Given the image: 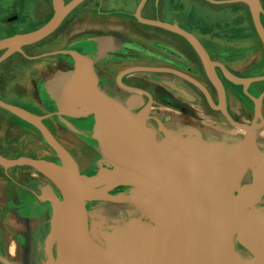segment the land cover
<instances>
[{
    "label": "flooded vegetation",
    "instance_id": "1",
    "mask_svg": "<svg viewBox=\"0 0 264 264\" xmlns=\"http://www.w3.org/2000/svg\"><path fill=\"white\" fill-rule=\"evenodd\" d=\"M70 1L65 0L66 3ZM141 1L86 0L65 18L53 34L36 44L23 47L25 54L17 52L6 61L20 57V60L31 63L54 58L57 62L56 74L69 71L76 61L69 55L44 56L47 53L74 50L92 59L95 55L99 56L98 53L101 56L102 52L109 50L108 56H99L95 63L98 71L97 89L115 105L126 109L132 120L141 118L137 138L155 152L153 154L146 150L132 136L118 150L130 152L133 161H130L132 157L125 158V155L121 156L114 151L117 154L114 156V163L124 161L123 168L131 169V172L135 167L141 168L144 164H149L166 177L174 173L177 167H185L189 169L187 174L192 183L196 177L195 169H198L202 175H210L209 182L214 185L210 192L216 195L220 190V175L228 174L225 180L231 187L225 196L222 214L225 217L232 213L235 218L222 235L223 248L219 264H264V210H259V187L264 186V132L261 131L264 126L257 127L264 123V79L252 80L264 76V44L256 30L250 8L244 2L215 4L208 0L146 1L141 11L143 18L176 25L192 34L200 43L215 73L213 79L200 53L183 36L137 20L135 14ZM259 2L263 9L261 22L264 27V0ZM207 5L227 7L212 11L217 15L227 13L224 27L197 15L210 12L206 9ZM188 8L197 10L195 15L198 18ZM54 12L53 0H0V40L39 29L50 21ZM87 22L89 27L107 30H90V34L79 36L81 38L74 40L72 44L73 33ZM106 38H112L116 42L102 41ZM120 41L124 44L121 45ZM61 43V49L50 50ZM4 52L5 50L0 51V56ZM136 67L152 71H138L122 76L125 71ZM13 68L18 75L23 65ZM9 72L7 70L0 81V99L37 116H48L42 120L43 125L74 158L77 154L84 155L88 151L103 155L105 150H109L102 135H99V122L95 114L88 113L85 107L72 102L73 105L65 109L75 115H59L64 107L59 100L52 98L45 82L41 85L38 80L35 86L41 94L38 101L33 100V104L25 103L23 76L9 78ZM232 78L246 81L238 83ZM13 81L19 96L16 102L3 95V92L10 95L8 83ZM44 92L48 95L46 100L42 97ZM8 116L14 117L15 123L8 124ZM24 122L30 127H25ZM35 131L41 133L34 125L0 106L2 155L7 158L19 157H14V154L11 155L4 149L8 151L22 145L23 137L32 135ZM250 134L254 138V153L258 160L256 163L247 160L236 162L235 152L245 145ZM175 144H181L185 148L189 161L176 150ZM56 157L58 160L55 162H60L57 153ZM12 184L16 187V192L8 194L0 209V253L4 255L0 256V264H13L3 251L4 247L11 244L24 250L21 257L23 262H31L27 261V257H31L27 250L35 247L38 248L37 256L32 258H38L36 261L42 262L50 258L52 263L56 257L57 244L53 241L48 252V239L50 240V230L53 228L50 220L54 214L51 204L33 190L24 195L13 179ZM122 188L125 189L123 194L143 193L151 196L149 191L136 186L117 189ZM115 190L114 194H120ZM231 192L232 199L227 200ZM215 194H209L207 201L212 202ZM241 198L252 202L256 200L254 205L257 203L258 207L249 206V201L244 202L247 205L243 207ZM98 203L111 202H88L86 211L92 210ZM141 213V221L145 222L140 224V230L134 234L137 240L132 243L140 242V233H143L149 239V244L159 245L166 233L144 211L141 210ZM249 216L253 219L242 226ZM41 217L42 220L46 219V224L39 230L35 227L20 229L14 225V222L33 223L41 220ZM159 220L163 225H168L164 219ZM94 233L97 232L91 231L94 239L107 248ZM141 247L142 243L131 249V257L137 259L138 263L143 261L139 252Z\"/></svg>",
    "mask_w": 264,
    "mask_h": 264
},
{
    "label": "water",
    "instance_id": "2",
    "mask_svg": "<svg viewBox=\"0 0 264 264\" xmlns=\"http://www.w3.org/2000/svg\"><path fill=\"white\" fill-rule=\"evenodd\" d=\"M84 1L86 0H71L66 3L65 0H53L54 15L44 26L28 33L1 39L0 51L5 50V52L0 56V65L17 52L25 54L23 47L36 44L53 34L62 25L65 18ZM146 1L142 0L137 8L135 14L137 20L183 36L200 53L210 75L214 79L215 73L211 62L204 53L200 43L192 34L176 25L145 19L141 16V11ZM208 1L215 4L246 3L250 8L256 30L264 44V27L261 22L263 9L259 0ZM95 41L97 42V40ZM102 41L116 42L112 38L102 39ZM120 44L123 45L124 42L120 41ZM104 54L107 55L106 52ZM51 55L72 56L76 61L74 66L77 70L80 69V73H77V70L75 72H57L52 80L46 82L45 87L49 94L52 98L59 100L61 106L64 107L58 114L75 115L74 112H69L65 109L68 106H72V102L85 107L88 113L96 115L99 122V135H102L109 147V150H105L106 152L103 155L114 160V156L118 153L121 156L125 155V158L130 159L132 157L130 161H133V155L130 152L118 149H120V145L127 144L132 136L136 139L139 138V122L141 118L137 117L132 120L131 114L126 109L118 107L112 100L98 91L97 77L91 69V66L96 63L98 58L91 59L74 50H60L47 53L44 56ZM138 71L152 70L136 67L125 71L122 76ZM85 72L94 78L95 82L87 84V80H84L83 83L81 78H78L80 74L85 75ZM84 75L80 76L84 77ZM122 76L120 77L122 78ZM73 78L77 79L71 82ZM258 79L262 80L264 76L252 80ZM233 81L245 83L246 80L235 78ZM61 98L70 99V101ZM0 106L39 129L48 144L61 159L59 164L29 156L7 158L0 154V167L5 170L14 167H30L46 177L61 194L62 200L60 203L54 195L50 199L53 203L54 211L53 229L55 228V220L58 223L57 236L53 239L57 244V253L51 264H75V251L86 255L87 259L85 261L87 264H135L130 260V258H133L131 257V249L141 243L142 247L139 252L141 257H143V261L138 263L136 259V264H219L223 248V227L225 226L222 224L224 218L222 209L225 196L231 187V184H228L225 180L229 176L228 174L220 175L221 185L217 195L210 192V189L214 187L209 182L210 175L206 173L202 175L198 169H195L196 177L192 183L189 180L190 175L187 174L188 168L177 167L174 173L166 177L163 172L149 164H144L141 168L135 167L132 172L131 169H124L123 164L120 174L101 185L92 186L78 172L68 152L43 125L42 120L48 116H37L1 99ZM262 126H264V123L259 124L257 127ZM137 141H140V139ZM140 144L149 152L155 153L154 149L146 147L141 141ZM175 148L189 161L187 152L181 144H175ZM234 156L235 161L239 163L244 160L256 163L258 159L254 153V138L252 134L248 136L245 145L235 152ZM233 169L232 167L231 171ZM123 186L139 187L149 191L151 196L143 193H113L115 189ZM209 194H215V199L212 202L207 201ZM88 202L128 203L134 205L144 211L159 229L166 233L165 239L159 245L155 243L149 244V239L146 235L140 233V242L132 243L137 240L134 234L140 230L135 228L129 234L132 240L131 243L123 250L117 248L113 249L115 251L112 248L107 249L100 245L91 234L86 218V205ZM160 218L164 219L168 225H163L159 220ZM245 223L246 221L242 226Z\"/></svg>",
    "mask_w": 264,
    "mask_h": 264
},
{
    "label": "rangeland",
    "instance_id": "3",
    "mask_svg": "<svg viewBox=\"0 0 264 264\" xmlns=\"http://www.w3.org/2000/svg\"><path fill=\"white\" fill-rule=\"evenodd\" d=\"M208 6V5H207ZM227 8L226 6L221 5H215V6H208L206 9H209L210 12H206L205 14L200 13L197 15H200V18L205 17L211 22H215L217 26L224 27V24L226 22V14L224 15H217L216 13H212V11L216 12L222 9ZM189 11L192 9V13L195 16V18H198L195 13L197 10H193V8H188ZM188 9H186L188 11ZM204 19V18H203ZM206 19V20H207ZM222 23V24H221ZM89 22H87L86 25H83L82 27H78L79 30L75 31L72 35V41L78 38L82 35H88L90 34V30H107L103 28L98 27H89ZM109 28V27H106ZM153 29L152 27H150ZM66 43H69L70 41H65ZM63 43L57 44L51 51L58 50ZM84 44V43H83ZM83 44H81L83 46ZM80 45V46H81ZM86 47V46H85ZM87 48V47H86ZM61 49V48H60ZM24 59V58H23ZM54 59V58H53ZM51 58H44L43 60H40L39 62H25L23 60H20V57H14L8 61H6L4 64L2 63V75H0V81L2 79V76L5 74V72L8 70L10 71L8 74V77L11 78V76H23V84H24V90H23V101L25 103H32L33 100L39 99L38 97V88H35L37 86V80L42 85L45 81L50 80L53 75L55 74V67L57 65V62ZM23 65L22 70L17 75L16 70L13 68L17 65ZM53 65V66H52ZM49 66L50 68H47ZM16 80V79H15ZM10 82V81H8ZM32 86V87H31ZM8 87L10 88L9 92L10 95L5 92H3L4 97L7 99L16 102L19 98L17 95V90L15 86V81L13 83H8ZM43 99H47L46 95L42 94ZM2 116V115H1ZM3 119V117H2ZM16 119L14 117L8 116L7 123H15ZM25 127H30L25 122L23 123ZM264 132V129L261 130ZM259 131V134L260 132ZM24 142L22 145L15 146L14 149L8 150L4 149V151L10 153L11 155L14 154V157L20 156L22 154H26L28 156H33L38 159H46L49 161L55 162L57 159L56 152L54 149L48 144L46 139L41 135V133H37L36 131L32 133V135H27L23 137ZM67 151V150H66ZM70 157L73 160L74 166L77 168L78 172L81 173L85 177L86 182L89 185L97 186L101 185L105 182H107L109 179L117 176V174H120V169L123 166L124 161L121 162H115L113 159L108 158L105 155H101L100 153L97 155V153L88 151L84 155L77 154L76 158L73 157V155L67 151ZM9 156V155H8ZM60 161V160H59ZM59 164L61 163L58 162ZM82 163V164H81ZM16 181V183L20 186V188L23 190V193L30 192L33 190L37 195H39L42 199H46L53 209V203L51 202L52 195L55 196L56 200L59 201V203L62 200V197L60 195V192L58 189L43 175L36 172L34 169L30 167H14L8 170H5L4 168L0 167V209L4 206V203L6 201V197H8V194H12L16 192V187L12 184V179ZM124 188L122 189H116V192H120V194L125 193ZM50 197V198H49ZM250 199V198H249ZM243 200V207L247 204L244 202H248L249 206L257 208V203L254 205L256 200H246V198H241ZM264 210V186L259 187V210ZM228 214V213H227ZM44 218H47L43 216ZM38 220L33 223L28 222H14V225L17 226V228H36L39 230V228H43V226L46 224L45 220ZM52 220H50V224L52 226L54 217L51 216ZM87 222L89 224V227L91 228V231H96L97 233L94 235L96 238H98L99 241H102L103 245H105L107 248L112 249H119L123 250L127 245L131 243V238L129 237L130 231L135 228H139L140 224H143L145 221H141L143 218V213H141V209L127 204V203H98L94 205L92 210H88L86 214ZM235 218L233 217V214H228L223 218L222 224L225 226L223 227V231L227 229L231 223L232 220ZM57 226L58 223L55 220V228H51L50 230V240L49 244L47 246V250L49 252L50 245L54 239L55 236H57ZM224 233V232H223ZM8 258L13 262V264H51L50 258H47L44 262L42 261H36L37 259H34L32 257L37 256L38 248L32 247V249L27 250L29 254H31V257H27V261L31 262H23L21 260L22 255L24 254V250L22 248H19L15 245H10L9 247L3 248ZM36 249V250H35ZM116 249V250H117ZM43 253V250H41ZM39 254V253H38ZM0 256H4L2 253H0ZM26 256V255H25ZM39 256H42L39 254ZM75 264H87L85 260L77 259L75 258ZM233 264V263H232Z\"/></svg>",
    "mask_w": 264,
    "mask_h": 264
},
{
    "label": "crops",
    "instance_id": "4",
    "mask_svg": "<svg viewBox=\"0 0 264 264\" xmlns=\"http://www.w3.org/2000/svg\"><path fill=\"white\" fill-rule=\"evenodd\" d=\"M188 15H186V17H187ZM187 22V21H186ZM105 52H106V54L107 53H109V50H105ZM104 52V53H105ZM103 53V55H101V56H108V54L107 55H105ZM98 55L100 56V54L98 53ZM99 56H97V55H95V57H93L94 59L97 57H99ZM100 56V57H101ZM91 69H92V71H93V73L95 74V76L97 77L98 76V71H97V65L96 64H93L92 66H91ZM77 70V68L74 66V65H72L71 67H70V69H69V71L70 72H75ZM77 73H80V69H78L77 70ZM80 75H84V74H80ZM78 76V78L80 77L81 78V81L84 83V80H87V84H89V83H93V82H95V79L94 78H92L91 76H89L88 75V73L87 72H85V75H84V77H81V76ZM54 76H55V74L53 75V77L50 79V80H52L53 78H54ZM77 78H73V79H71V82H74L75 80H76ZM49 80H47V81H45V86H46V82H48ZM43 89V88H42ZM41 89V90H42ZM45 90V89H44ZM43 91V90H42ZM44 94L46 95V96H48L47 94H46V92H44ZM41 94H40V92L38 93V96H40ZM49 102V101H48Z\"/></svg>",
    "mask_w": 264,
    "mask_h": 264
},
{
    "label": "bare ground",
    "instance_id": "5",
    "mask_svg": "<svg viewBox=\"0 0 264 264\" xmlns=\"http://www.w3.org/2000/svg\"><path fill=\"white\" fill-rule=\"evenodd\" d=\"M233 191V190H232ZM232 199V192L229 193L228 195V198L227 200H231ZM235 216V214H233V217ZM253 219V217L249 216L247 219H246V222L248 221H251ZM241 228V227H240ZM240 228H238L237 232H239ZM77 257V259H82V260H86V255L81 253V252H78V251H75V258ZM130 260L132 261V263H135L136 264V260L134 258H130Z\"/></svg>",
    "mask_w": 264,
    "mask_h": 264
},
{
    "label": "trees",
    "instance_id": "6",
    "mask_svg": "<svg viewBox=\"0 0 264 264\" xmlns=\"http://www.w3.org/2000/svg\"><path fill=\"white\" fill-rule=\"evenodd\" d=\"M1 70H2V67H0V75H2V72H1ZM2 80V79H1ZM0 154H3L2 152H0ZM20 156H22V155H20ZM19 156V157H20ZM35 158V157H34Z\"/></svg>",
    "mask_w": 264,
    "mask_h": 264
}]
</instances>
